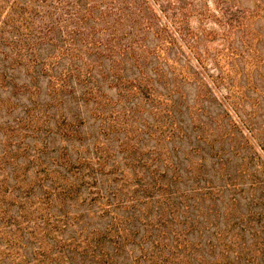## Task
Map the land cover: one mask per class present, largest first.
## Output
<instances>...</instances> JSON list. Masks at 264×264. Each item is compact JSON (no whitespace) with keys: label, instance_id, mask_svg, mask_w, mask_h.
Here are the masks:
<instances>
[{"label":"rangeland","instance_id":"374dc122","mask_svg":"<svg viewBox=\"0 0 264 264\" xmlns=\"http://www.w3.org/2000/svg\"><path fill=\"white\" fill-rule=\"evenodd\" d=\"M0 51V151L7 138L73 158L100 145L123 172V198L152 219L133 221L140 233L117 264L150 247L142 232L181 228L264 264V0H0ZM63 117L82 140L57 131ZM177 169L185 205L162 228L157 207H168L160 192L143 197L145 181ZM68 208L84 212L81 226L105 224L80 202ZM9 236L0 233V250ZM28 237L19 253L32 251Z\"/></svg>","mask_w":264,"mask_h":264},{"label":"trees","instance_id":"16d2710c","mask_svg":"<svg viewBox=\"0 0 264 264\" xmlns=\"http://www.w3.org/2000/svg\"><path fill=\"white\" fill-rule=\"evenodd\" d=\"M18 54L20 51L17 52V57ZM66 86L67 83H63V87ZM141 90L146 96L149 95L143 87ZM84 97L85 95L82 96ZM55 124L57 131L64 133L66 138L81 139L79 125L69 124L65 117L61 121L56 120ZM12 145L15 148H11ZM46 148L47 143L43 144V151L36 148L30 154V148L21 149L8 138L2 144L0 233H10V236L6 239V248L0 250V262L15 253L12 259L16 260L14 264H117L119 256H128L124 251L125 247L136 242V236L140 233L133 221L141 220L142 215L144 225H153L150 224L152 219L142 211H136L134 204L129 205L130 199L123 198L126 196L123 193L124 184H118L122 178L119 176H124L123 172L114 163L108 162V154L103 147L94 145L92 150L87 147L86 155H77L75 158L67 148L55 149L53 155H47ZM20 149L25 154L26 163L18 161ZM46 158L50 162H46ZM145 163L146 160L139 158L136 164L142 166ZM133 168L135 172L136 166ZM30 172L33 176L28 178ZM134 172L133 176L138 174L137 171L135 174ZM149 173L153 174L152 171ZM166 174L164 171L163 176L166 177ZM101 177L107 178L106 187H103ZM170 177V181L168 179L158 184L153 179L152 182L145 181L143 197L149 201L155 200L154 193L160 192L156 200L163 198L168 207V213L157 207L156 224L160 223L162 228H165V219L168 218L169 222L173 219L174 206L179 204L184 207L185 201L183 203L179 197L187 196L185 190L176 187V181L182 178L179 169ZM201 188L210 190L209 186ZM78 202L86 206L88 212L103 218L104 226H81L84 212H72L68 208ZM118 210L123 212L118 213ZM73 225L78 226L73 234L61 235L64 229ZM176 231L177 229L165 230L161 238L157 236L151 239L142 232L138 242H149L150 247L141 245L139 254L131 255L122 264H244L257 260L251 255L242 260L237 254L232 259L225 249L216 252L218 244L211 238L203 245L201 242L191 241L189 233H182L184 228ZM24 233L29 234V242L33 245L32 251L27 255L19 253ZM202 246L207 248L204 250ZM260 262L257 261L256 264Z\"/></svg>","mask_w":264,"mask_h":264}]
</instances>
